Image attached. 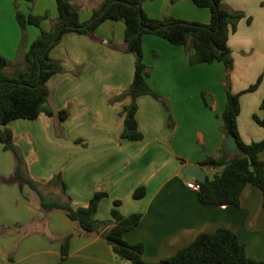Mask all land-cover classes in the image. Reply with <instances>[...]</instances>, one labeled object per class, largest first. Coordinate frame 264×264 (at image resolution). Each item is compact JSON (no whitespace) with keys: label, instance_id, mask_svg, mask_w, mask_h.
<instances>
[{"label":"crops","instance_id":"crops-1","mask_svg":"<svg viewBox=\"0 0 264 264\" xmlns=\"http://www.w3.org/2000/svg\"><path fill=\"white\" fill-rule=\"evenodd\" d=\"M72 1L79 7L81 20L86 21L104 0ZM224 3L246 14L229 37L234 57L233 91L246 89L263 75L259 87L240 98L239 131L250 143L264 139V127L254 119L255 113L262 114L264 98V0ZM144 8L152 17L173 15L202 22L211 19L209 8L197 6L193 0H146ZM18 10L27 15L48 12L49 17L41 21L44 29H50L59 14L56 0H0V51L10 61L8 73L25 68L24 53L41 32L40 27L28 24L23 34L16 18ZM248 17H252L250 23ZM125 28L122 20H107L96 34L105 41L114 39L122 44ZM143 48L145 62L151 67L147 80L167 98L174 126H169L163 103L145 94L137 99L135 117L136 129L143 137H123L127 127L124 108L132 98L117 97L133 81L134 54L111 48L86 34L67 33L52 52L62 60L65 71L48 81L49 104L56 110L67 109V118L59 120L43 112L36 119L19 118L8 124L23 149L30 174L47 183L62 173L74 207L86 205L97 191H106L96 214L100 220L111 218L117 199L121 200L123 214L142 212L139 225L128 230L125 238L145 243L147 261L170 257L200 233L220 227L235 231L249 256L264 259L262 190L247 184L240 205L204 203L198 190L187 185L198 181L197 177L184 172L186 165L200 164L210 155L219 156L225 148L221 128L227 102L225 64H191L184 45L156 34L144 36ZM78 66L82 71L75 75ZM228 152L229 157L234 153ZM260 157L264 160V150ZM14 167V153L0 141V264H56L61 259L62 238L69 233L68 264L122 263L100 233L83 231L63 210L46 213L29 185L6 182ZM202 167L210 178L222 169ZM141 185L147 187V194L134 198V190ZM48 192L58 195L59 189L49 188Z\"/></svg>","mask_w":264,"mask_h":264},{"label":"trees","instance_id":"trees-1","mask_svg":"<svg viewBox=\"0 0 264 264\" xmlns=\"http://www.w3.org/2000/svg\"><path fill=\"white\" fill-rule=\"evenodd\" d=\"M33 1V0H31ZM59 14L52 21L50 29H44L41 21L49 17L45 14H24L18 10L16 18L25 34L28 24L40 27L41 32L24 53L25 68L8 73L6 67L9 59L0 51V141L4 148L11 150L15 156L13 175L6 182H18L29 185L37 194L42 209L49 213L60 209L78 222L87 233L98 232L112 247L118 260L132 264H264V259H256L247 254L246 244L238 234L226 227L214 232H202L196 239L180 248L174 255L158 261H147L144 258L145 243L129 242L125 238L128 230L136 228L142 212L125 215L119 209L121 200L117 199L111 209V218L100 220L96 217L99 203L108 193L97 191L86 205L74 207L72 197L67 191V183L62 173L55 174L47 183L37 181L29 172L23 149L15 142L14 132L8 126L19 118L36 119L41 113L56 116L59 120L67 118V109L56 110L49 104L51 89L49 79L65 68L61 59L53 56V49L62 41L65 34L76 32L86 34L93 40L107 43L108 46L135 56V73L131 85L117 98L130 95L132 101L126 105V120L135 119L138 110V97L149 94L160 100L168 110L169 126H174V118L167 98L158 93L148 82L151 67L145 62L143 40L146 34L159 35L177 45H184L191 64L212 63L221 61L225 64L226 75L223 77L227 91V102L223 112L222 131L234 135L238 151L232 153L223 147L219 156L210 155L200 162L202 166L222 167L213 178L198 180L201 188L199 198L204 203L240 205L241 194L247 184L259 187L263 193L264 205V160L260 153L264 150V139L245 142L239 131L238 117L241 112V95L255 91L262 79H258L246 89L235 92L231 85V71L234 68V57L229 37L238 29L245 12L227 7L224 0H193L197 6L207 7L211 12L209 22L188 20L173 15L163 18L150 16L145 8L146 0H104L95 8L91 17L82 21L79 7L72 0H56ZM175 3L177 0H170ZM107 20L125 22V38L122 44L114 39L105 41L96 34L97 28ZM252 17H248V22ZM24 41V38L22 39ZM21 41V43H22ZM194 52L190 53V49ZM82 66L74 71L80 75ZM262 114L255 113L254 119L264 127V98L260 104ZM122 136L130 139H141L143 133L128 127ZM49 188H58L59 194L49 193ZM147 194L145 185L138 186L134 198ZM72 233L62 238L61 259L56 264H68Z\"/></svg>","mask_w":264,"mask_h":264},{"label":"water","instance_id":"water-1","mask_svg":"<svg viewBox=\"0 0 264 264\" xmlns=\"http://www.w3.org/2000/svg\"><path fill=\"white\" fill-rule=\"evenodd\" d=\"M126 126L129 129L134 130L137 128V121L135 119H129L126 121ZM224 145L226 150L230 152L238 151V143L234 135H226L224 139ZM184 172L195 175L200 181H205L207 179V175L200 164L186 165L184 167Z\"/></svg>","mask_w":264,"mask_h":264},{"label":"built area","instance_id":"built-area-1","mask_svg":"<svg viewBox=\"0 0 264 264\" xmlns=\"http://www.w3.org/2000/svg\"><path fill=\"white\" fill-rule=\"evenodd\" d=\"M187 185H188V187L193 188V189H195V190H199V189L201 188L200 183L197 182V181H194V180L189 181V182L187 183ZM121 264H123V263H121Z\"/></svg>","mask_w":264,"mask_h":264},{"label":"rangeland","instance_id":"rangeland-1","mask_svg":"<svg viewBox=\"0 0 264 264\" xmlns=\"http://www.w3.org/2000/svg\"><path fill=\"white\" fill-rule=\"evenodd\" d=\"M212 176V175H211ZM120 262H122V263H127L128 264V262H125L124 260H119Z\"/></svg>","mask_w":264,"mask_h":264}]
</instances>
